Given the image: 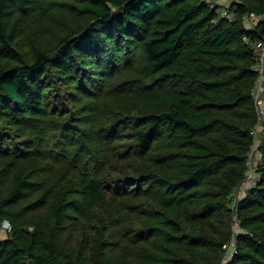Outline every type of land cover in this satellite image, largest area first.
<instances>
[{
    "label": "trees",
    "instance_id": "obj_1",
    "mask_svg": "<svg viewBox=\"0 0 264 264\" xmlns=\"http://www.w3.org/2000/svg\"><path fill=\"white\" fill-rule=\"evenodd\" d=\"M226 9L0 0V264H264V0Z\"/></svg>",
    "mask_w": 264,
    "mask_h": 264
},
{
    "label": "built area",
    "instance_id": "obj_2",
    "mask_svg": "<svg viewBox=\"0 0 264 264\" xmlns=\"http://www.w3.org/2000/svg\"><path fill=\"white\" fill-rule=\"evenodd\" d=\"M203 1H206V2L210 3L212 6H215L209 0H203ZM219 14L221 16L227 17L228 19L231 20L232 16L230 15V13L227 11L226 8L221 9ZM263 17H264L263 15H258V14H255L254 12H251L245 16V19H246V21L251 20L254 23H257ZM244 39L247 42L248 39L246 37ZM253 49H254L255 61H256L254 71L257 73V77H256L255 84H254L252 91H251L252 98H253L254 105H255V110H256V125L251 130V134L254 138V144L252 145V148L254 147V145L256 143V136H257L258 132L260 131V129L264 128V123H263L264 122V35L262 36V38L260 40L253 43ZM249 156H250L249 158L251 159V152H250ZM249 163H250V161H249ZM249 170H252L250 177H248L249 176L248 175ZM249 170H248L247 176H246V179L249 178V183H248L246 188L251 187V185L254 183L253 179L255 176L254 177L252 176V174H253L252 164H250ZM246 179H245V181H246ZM235 222H236V224L238 223V221L236 219H234L233 225ZM235 230H238V229H236V227H235ZM233 247H234V240L233 239H232V241H230L228 244H226L224 246L225 255H224L222 264H227V262L230 260Z\"/></svg>",
    "mask_w": 264,
    "mask_h": 264
},
{
    "label": "rangeland",
    "instance_id": "obj_3",
    "mask_svg": "<svg viewBox=\"0 0 264 264\" xmlns=\"http://www.w3.org/2000/svg\"><path fill=\"white\" fill-rule=\"evenodd\" d=\"M209 1H211L214 5L218 6V12H220L221 9L227 8L232 0H209ZM230 15L232 16V14H230ZM245 22H246V25L249 27H251L255 24L251 20H248ZM57 32H58L57 30H53L52 32H50L45 38L42 39L41 43L44 45H48V44L52 43L53 42V36ZM19 45H20V43H19ZM23 50H25V49H23ZM263 137H264V128L260 129V131L258 132V134L256 136V143H255V145L251 151V164H252V166L260 158L261 154L258 151V147L262 143ZM251 171L252 170H249V172H248L249 176L248 177H250ZM252 176L254 177V172H253ZM248 183H249V178L246 179V181L244 183H242L238 189H236V192L234 193L235 197L239 198L245 192V189H246ZM233 227H234V229L236 227V229L240 230V226L238 223L236 224V222L234 223ZM8 230H9V225L7 223H4L2 229L0 230V237H5L8 233Z\"/></svg>",
    "mask_w": 264,
    "mask_h": 264
}]
</instances>
